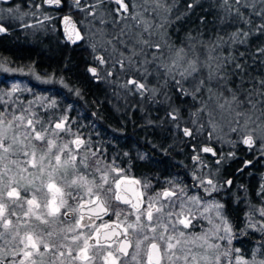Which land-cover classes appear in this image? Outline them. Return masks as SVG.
Instances as JSON below:
<instances>
[{"label": "rangeland", "instance_id": "1", "mask_svg": "<svg viewBox=\"0 0 264 264\" xmlns=\"http://www.w3.org/2000/svg\"><path fill=\"white\" fill-rule=\"evenodd\" d=\"M85 2L87 3V5L83 8V15L80 21L81 23L79 25L80 27L75 23V21L70 20L71 16L68 14L61 15L60 19H68L67 21L62 23V26L65 34L69 37V39L77 41L85 38L87 42H90L92 45L96 46L93 55L98 52L103 54L105 63L100 64L98 61L100 67L99 74L107 79H110V81L114 83L113 85L116 86L115 89L120 93L129 91L128 89L121 87V85L126 84L129 80H137L138 83L146 84L148 88L158 87L159 84H162L163 78L161 77L158 80L157 73L154 71L157 64L160 63L159 60L153 63H149L145 66L147 68V72L149 73L146 76L142 70H136L139 65L129 67L126 63L125 70H122L121 65L117 63L115 65V68L113 69L112 61L113 59H121V50H123L124 56L130 55L133 47L137 51L140 50L141 46L136 43L138 34L142 35L144 39H151L153 43H160L162 45L163 51L162 59L167 60L170 53L167 46L165 45L164 39H162V30L157 29L155 26L157 24H160L162 22L161 17L165 15L168 16V13L160 10V14L157 15L152 11L154 5L145 4L144 0H123V3L127 5L128 9L127 11H124L120 7V5L116 3V0H114V2L118 5V14L116 15V20L112 22L111 26L108 25V27L103 28L100 26V24L103 25V21L101 12L98 10V6L100 4L99 0H90L89 3L85 0ZM249 4H255V7L258 11L261 8V5L255 3V0H250ZM146 8L148 9V11H145ZM13 11L15 12V14L12 15V17L15 18V20H19L25 24H28L29 27L34 31L42 29H53L54 23L52 19L54 17L47 13L44 14L41 5H39V7L33 5L29 9H21L16 6L13 8ZM137 13H140V15L137 16L136 20H133L132 17ZM137 20L142 22L137 25ZM145 24L152 25L150 31L153 32V35L151 37H149V33L147 31H144ZM122 30L123 34L121 35ZM77 34L79 35V38ZM117 37H119V39H116ZM120 40L127 41V47L121 44L119 42ZM108 41H112V43L109 44ZM167 42L169 44H173L169 40H167ZM213 43L214 42H208L205 43V45L210 46ZM113 45H115L117 49V51L115 52L113 51ZM175 46L180 47L177 45ZM225 46L229 45L226 44ZM197 49L199 50V48ZM230 50L231 47H227V49H225L224 51L222 48H220L217 51V55L227 56L225 54L229 53ZM144 51L146 53V58L151 61L152 52L155 51V48H145ZM199 51H201L203 54V49ZM144 58L145 56H138L134 59L143 60ZM0 62H4V66L8 68H21L7 64L1 57ZM24 69L25 73H27L28 68ZM0 70L4 71L3 69ZM109 71L112 72V75H108ZM4 72L16 73L20 76L25 75L24 73L18 71ZM34 73L35 74H27L29 79H31V82H27V79H23V77H21V79H16L14 81H6L7 83L5 87H3L2 85L0 86V90L5 93L11 91L13 84H17L19 86V90L13 93L11 97H3V100L7 101L8 107V112L5 114L4 118L5 124H7L8 120H12L13 115L17 117L24 115L23 123H21V121L19 120H14L12 127L8 129L9 139H11L14 135H17L19 142L14 145V149L17 151V156H12L11 160H6L0 163V172L4 170V164H7L8 169H10V171H8L4 176L3 183L0 184V188L3 187V184L11 183V186L15 187L17 191L21 193V199L18 203L22 204L24 210L26 211L30 207L26 203V201L28 199H31L34 194L37 197L38 202H41L40 198L43 195L47 194L50 198V194H48L46 187V184L49 182V174H52L54 176V182L58 186L64 187L66 181L71 182V180L75 179L78 174H84V172L87 171L88 173H91V175L87 176V180L95 181L96 183L88 184L80 190V195L82 196V198H88L91 195L101 193L109 203H112L113 201L116 202L117 200L115 199V193L117 189L115 187V180L113 179V177H117V172L111 170V166H117V163L111 160L115 156H98L94 151L95 149L93 145L92 147L89 146V143L85 141V138H83L82 135L76 133L77 130L70 125L71 122L69 120H67L65 123L67 124V127L68 129H70V131L55 129V124L57 122H60L63 117L68 115V106L57 104V99L47 96L48 89H45L44 87L42 88L40 86H33V83L44 85L46 83H44L43 81L48 80L49 78H51L52 80L51 83L58 82L59 84H63L64 86L65 83H61V80L55 78L52 74H44L35 71ZM36 75L40 76L39 80L36 78ZM185 87H189V85L186 84ZM128 88H132V91L136 92V97L140 100H148L150 102V106H159L160 111L158 118H161L162 120V115H165L164 118L166 117V119L168 120L171 119L170 121L172 123V126L177 130L179 129L180 131H184L186 127L190 130L193 129L192 119L194 117L190 116V113L196 112L201 106V102L207 100L206 93L198 95L196 99L197 103L195 104V106H193L186 115H183V111L180 110L178 104L175 103L172 99V92L174 91L171 88L162 89L156 94L155 98H152L151 94L148 92H145V94L141 96L140 93L137 92L132 85H128ZM228 89L230 88L227 87V85H225L223 89H221V87L215 85L214 82V91L219 92L223 90L225 96H230ZM38 90L41 92L36 93V91ZM31 96L32 98H30ZM121 96L125 97V95ZM27 97L29 99H27ZM189 97L191 100H193L191 96ZM246 98L247 96L244 99H242V97H239L240 100L245 101L243 107L240 110L249 113L254 121H256L257 123H261V120H257V117L260 116V112L258 113L257 109L260 106V102H262L259 95L252 98V102L257 105L256 109L251 108L250 104L246 102ZM30 101L32 102L31 104H29ZM52 101L56 102L54 108L48 106ZM2 109L3 105L0 104V110ZM173 109H176V115L178 117L175 121L172 119L171 115H169ZM154 111L156 112L155 109ZM147 113H149V111H147ZM28 119H32L34 123L39 120L43 122L45 128L54 130L52 134L48 135V138L52 139L55 144V147L52 150L53 153H58V150L60 148H63V146L66 144L69 146L67 149H65L64 153H59L62 156V161L64 159H68L67 152L71 151L73 154H77V160L86 159L87 169L85 170L81 165L80 171L79 173H77L76 170L68 168L67 175H65V169L62 167L58 170H55V156L48 153V144L44 141H37L31 138L25 139L27 135L26 125ZM49 121H51V123H49ZM216 122L215 132L212 131V128L210 126H206L203 132H200L198 134L195 132L193 133L201 136V138L206 141L210 142L211 140H213V142L217 145L219 153L217 161H213V164L207 162L205 163L203 159L195 162L194 168L198 171L197 175H199V177L193 178L192 176V179L196 180V183H194L193 180L189 184L167 182L164 187L162 186L161 188L156 189V187H154L152 184H145L138 180L146 197L144 206H142L143 208H140L139 211H131L130 213H126L124 210L121 211L123 214L129 215L131 222H129L128 224L137 223L136 216L141 215L142 213L143 215H141V222L149 224L146 218V213L149 210V204H156L157 202L161 203L159 205L157 204L158 208L162 209L161 212L158 213L156 212V210H151L153 212V220L150 222V226L155 227L156 231L153 233L145 229V232L150 239L149 241H145L144 245H142L143 249L147 248V245L151 242V238L155 236L157 238V242L161 244V250L163 252V249L166 248V244L159 241V234L164 231L161 223L168 225L169 231L165 232V237H167L168 235H172L174 239L171 241V243L175 244L176 247L170 250L167 255L163 256L161 264H217V257L220 258V264H235L237 257H240L244 261H247L249 262V264H251V262L253 261L254 253L256 264H259L260 260H264V247L253 248L249 257H243L240 252V248L236 247L233 243L237 239L243 237L244 234L242 232L236 234L233 231L230 222L224 214V211L223 215L231 227V241L229 242L228 239H219L220 236L225 235L223 231L224 225L221 223V220L217 215V210L214 207L213 202L215 201L220 205H222V203L219 201V199H217L215 194H212L216 191H212L211 194L206 193V189H211V186L207 183V181L211 180L218 191L221 189V182H219L220 166L235 155V144L237 142L242 143V138L247 135V131L233 132L231 129L236 127L234 119L232 123H229L228 118L221 119L218 115L216 117ZM201 123L207 125L206 116L201 121ZM240 123L241 125L244 124L243 117L241 118ZM186 124L188 126H185ZM16 125L20 126L17 128ZM35 126L39 128L40 124L36 123ZM262 128H264V124H262ZM28 131H30V129ZM56 132L59 133V136L55 135ZM210 134L212 136L211 139H209ZM260 135H264V132H261ZM77 138L83 141V143H81L79 147H77L75 143H72ZM231 142L236 143L233 144ZM93 143L94 145H96L95 140L93 141ZM260 144L261 141L256 140L254 147L251 150L249 148H246V150L252 151L255 155H261L259 152ZM25 151L29 153V156L27 158L23 156V152ZM33 152L36 153L37 160H39L41 156L45 157L43 161V174H41L38 169L32 168L30 165L28 166L27 170L23 169V165L21 162L25 159L31 158V154ZM93 152L96 153L95 156L92 155ZM221 157H223V160H221ZM12 160H15L16 163H12ZM49 161H51V165L49 164ZM97 168H99L100 171H97ZM105 172H107L108 179L111 183L105 184L103 188H100L98 185L104 183V181L101 180V176ZM119 175L120 177H123V179L133 177L123 170L120 171ZM37 177H40V179H37ZM260 179L261 184H264V167L263 171L260 174ZM201 180L204 181V184L202 185L200 184ZM42 181L45 186L41 188L40 192H36L35 189L41 187ZM145 185H147V187H145ZM88 187L92 188L91 195L87 193ZM109 187H112V192H108ZM25 188H29L30 191L25 192ZM8 190L9 189L7 188L4 189L5 201L8 200ZM72 191H75V189H72ZM165 192H171L174 193V195L171 197H166L164 199L162 198V194ZM193 196L199 197V202L191 200V197ZM149 198H152L151 201L149 200ZM173 201L175 202L174 205L172 203ZM241 202L244 205V212L241 220L242 229L256 231L259 228L260 223H264V221H261L258 211H256V209L260 208L262 205L259 206L257 204H254L247 198H243ZM119 209L120 207L115 206V212H117V210ZM13 210L16 211L17 216L20 217V220L19 223H15L10 227L9 231L5 233L4 239H0V256H3V264H13V262L14 264H19V260L23 258L21 249L24 248V245L19 243L20 237H25V233L27 232L32 233L34 239L41 237L42 235L41 233H38V231H43L45 224H49V222L42 223L40 220L35 219V216H24L23 212H21L20 208L16 204L10 205L6 212V215ZM168 212H172L174 214L169 217L167 215ZM175 213H182V215L179 217L180 219H191L192 225H190L189 228L185 229L182 224H177V230L173 231L171 228V224L175 223L177 220V216L175 215ZM17 216H12L11 219L15 222L17 221ZM193 217H195V219H193ZM250 223H252L254 226H248ZM121 224L124 225V229L127 228L128 224H125L124 222H121ZM217 225L220 226L219 231H217ZM17 228L20 230V237H16V239H13ZM128 230L132 231L133 237V249L131 251V257L129 260L131 262H134L132 261V254L136 252L135 243L137 234L134 233L132 229ZM2 231L4 230L0 228V232ZM180 231H183L185 235L180 236ZM196 237L202 238L196 239ZM177 240H179V243H177ZM25 243H27L26 238ZM210 244L218 245V247H209ZM41 245L43 244H40L39 246ZM235 249H239V252H235ZM226 252H230V254L228 256H225L224 253ZM168 256H171L172 259L169 260L167 258ZM193 256L195 257V259H193ZM185 257H187V259H185ZM25 264H32V259H26Z\"/></svg>", "mask_w": 264, "mask_h": 264}, {"label": "trees", "instance_id": "2", "mask_svg": "<svg viewBox=\"0 0 264 264\" xmlns=\"http://www.w3.org/2000/svg\"><path fill=\"white\" fill-rule=\"evenodd\" d=\"M86 1L89 3L90 0ZM38 2L44 14L47 13L54 17L52 19L53 29L34 31L28 24L15 20L12 17L15 14L14 11L11 13L8 11L9 9L13 10L16 6L21 9H29ZM99 2L98 10L101 12L103 21V25L100 24V26L106 28L116 20L118 5L114 0H99ZM190 2L191 0H177L173 11L168 13L172 23L166 26L167 40L177 46H181L183 42L185 47L190 43H195L197 48L202 50V45L215 42L218 36L228 41L231 34L237 29L250 31L252 34L247 37L246 43H231V45L229 43L227 44L229 46H223L222 49L224 51L227 47H231L230 52L225 55L228 56L231 53L237 57L234 63L226 66L230 73L226 83L227 87L236 91L242 99L248 96L249 92H253L252 98L256 97L255 93L260 90L259 82L264 79V56L258 52V48L264 47V35L256 32L255 29L264 21L253 14L250 4L248 8L242 7L241 11L252 23L242 24L238 17L234 14H228L220 6L221 0H197V6L191 11H187L186 6ZM249 2L250 0H248ZM79 3L80 6L77 7L74 0H61L59 6L49 7L43 3V0H0V25L7 29L5 33H0V57L11 66L32 67L35 72L52 74L55 78L62 80L66 86L58 82L44 85L33 83V86L48 89V97L57 99L59 105L68 106L67 120L77 130L76 133L82 135L92 147L95 139L94 125L91 122V119L95 118L94 103L109 101L116 103L145 102L147 111H149L148 117L151 118H158L159 110L156 106L158 115H155L154 107L150 106V102L137 98L135 91L118 92L110 79L99 74V63L95 58H103V54L98 52L93 55V45L87 42L85 38L73 41L65 34L60 16L63 14L70 15V20L75 21L79 26L83 8L87 5L85 0H79ZM255 9L258 11L256 7ZM178 15L181 17L180 19H177ZM188 36L194 40L189 41L186 39ZM241 53L244 55L241 56ZM235 63L241 64L244 71L236 69V74L232 75ZM90 65L96 67V76L88 71ZM21 77L27 79V82H31L27 74L20 76L16 73H6L0 70V86L5 87L6 81H14L21 79ZM260 91L264 92V90ZM37 92L41 91L38 90ZM121 95H125V97ZM259 97L262 102H260L257 110L261 114L264 112V96L259 95ZM27 99L29 98L27 97ZM172 99L183 111V115H186L197 103V100L194 102L189 96H181L175 91L172 92ZM102 110L103 113L107 111L103 108ZM101 115L105 118L108 116L106 114ZM162 116L163 120L160 123L153 121L151 125H147L146 140L149 145H156L158 140H161L163 145L167 146L165 154L161 156H149L147 154L138 156L132 152L129 156H115L111 160L115 161L118 168L124 172L145 184H152L156 189L164 187L167 182L188 184L193 180L196 183V180L192 179V176L193 178L199 177L198 171L194 168L195 162L203 159L205 163L213 164L214 161L210 156L202 154L199 151V146L202 143L213 145L217 152L215 158H217L219 156L217 145L213 140L206 141L196 134H193L192 137L185 136L184 131L179 129L177 130L175 145L173 139L170 138V131L167 132L165 129L171 127V123H165L166 117L164 118L165 115ZM165 132L168 138L160 139ZM114 144L123 145L121 141H115ZM148 147L147 150H149ZM234 151L235 155L220 166L219 182H221L220 190L222 193L219 190L212 194H215L222 203L224 214L233 231L236 234L239 232L244 234L233 244L240 248L243 257H249L253 248L264 245V232L258 229L256 231L242 229L241 220L244 205L241 201L243 198H247L259 206L264 204V201H261L257 195L261 185L260 174L264 167V156L255 155L252 151L246 150L240 142L235 144ZM193 156L198 157V159L193 160ZM246 161H252V163L245 167ZM241 169L243 171H240ZM227 180L232 181L229 187L226 186Z\"/></svg>", "mask_w": 264, "mask_h": 264}, {"label": "snow or ice", "instance_id": "3", "mask_svg": "<svg viewBox=\"0 0 264 264\" xmlns=\"http://www.w3.org/2000/svg\"><path fill=\"white\" fill-rule=\"evenodd\" d=\"M177 0H144L145 4H151L154 5L152 8V11L155 12L157 15L160 14V10H162L165 13H171L175 7ZM43 3L48 4H55L56 6H59L61 3V0H43ZM74 3L77 7L80 6L79 0H74ZM116 3L120 5V7L127 11V5L123 3V0H116ZM255 3H258L261 5V8L259 11H256L255 4H252L251 7L253 9V14L259 16L262 21H264V0H255ZM197 6V0H191L190 3L187 4L186 10L191 11L194 7ZM220 6L225 9V11L228 14H234L236 17L239 18L240 22L242 24H251L252 21L250 19H247L244 15V13L241 11V8H248L249 3L248 0H221ZM36 7H39L38 5ZM234 10V11H233ZM10 13L13 11L12 9L8 10ZM145 11H148L146 8ZM140 13H137L132 17L133 20L137 19V16H139ZM181 17L178 15L177 19H180ZM162 22L160 24H157L155 27L157 29H161L162 33V39L165 41V45L168 48V51L170 55L168 56L167 60L162 59L163 57V51H162V45L160 43H153L151 39H144L142 35L138 34L136 43L139 44L140 50L137 51L134 47L131 50V54L128 56H124L123 50L120 51V60L113 59L112 61V68H115V65L119 63L121 65L122 70H125V64L129 67L139 65V67L136 68L137 71H143L145 76L149 74L147 72V68L145 67L149 63H153L156 61H160V63L157 64L154 71L157 73L158 80L162 77L163 83L159 84L158 87L148 88L146 84L144 83H138L137 80H129L126 84L121 85V87H124L131 91V88H128V85H132L133 88L136 89L137 92L140 93L141 96L145 94V92H148L151 94L152 98H155L156 94L160 92L162 89L171 88L173 91L177 92L181 96H191L193 101L195 102L197 99V96L201 93L207 94V100H204L201 102V106L196 112L190 113V116L194 117L192 119L193 129L185 128L184 129V135L192 137L193 133H200L205 130L206 126H210L212 128V131L215 132L216 130V117L219 115L221 119L228 118L229 123L233 122V119L235 121L236 127L232 128L231 130L233 132H244L247 131V135L242 138V143L247 145L248 148L251 150L256 140H260V148L259 152L261 156H264V135H260L261 132H264V128H262V124H264V120L261 118L264 117V112H261L260 116L257 117V120H261V123H257L252 119V116L249 113H246L244 111H241L240 109L243 107L245 101H242L238 98L237 92L228 89V92L230 93V96H225L223 90L216 92L214 91V82L215 85L220 86L221 89L226 85L228 76L230 73L227 71L226 66L229 64L234 63L237 60V57L234 55H231V53L228 56H222L217 55L218 49L222 48L226 44L229 43H246L247 37L251 35L252 33L250 31H243L242 29H237L236 32L232 33L229 37L228 41H225L221 37H217L216 41L212 45H202L203 47V54L201 51L197 49V46L195 43H190L187 47L183 45V42L181 43L180 47H176L173 44H169L167 42V31L166 26L170 25L172 21L169 19L167 15L161 17ZM142 21L137 20V25H139ZM152 25L145 24L144 31H147L149 33V37L153 35V32L150 31ZM7 29L0 25V33H5ZM256 32H259L261 35H264V22H262L259 26L255 29ZM123 34V30L121 31V35ZM78 35V34H77ZM79 38V35H78ZM258 38V37H257ZM116 39H119L117 37ZM189 41H193L194 38L191 36L186 37ZM121 44H123L125 47H127V41L120 40ZM109 44L112 43V41H108ZM93 50L95 51V45L92 46ZM145 48L151 49L155 48V51L152 52V60L149 61L146 58V53L144 51ZM113 51H117L115 45H113ZM258 52L261 56H264V47L258 48ZM241 56L244 54L241 53ZM138 56H145L143 60H136L135 57ZM96 60L99 61L100 64H104L105 60L101 57H96ZM0 69H3L4 71L8 72H21L24 74H35L34 69L32 67L28 68L27 73H25L24 68H18V69H12L4 66V62H0ZM236 69H239L240 71H244V68L241 64L235 63V67L232 70V75L236 74ZM89 72L93 74V76H96L97 69L95 67H90L88 69ZM108 75H112V72L109 71ZM36 78L39 80L40 76L36 75ZM44 83H51L52 80L49 78L48 80H44ZM63 83V81H60ZM188 84L189 87H185V85ZM260 90H264V79L260 80L259 82ZM66 86V85H65ZM241 87V86H238ZM19 90V86L17 84L12 85V89L10 92H3L0 90V104L3 105V109L0 110V163L6 160H11L12 156H17V151L14 149V145H16L19 140L18 136L14 135L11 139H9L8 136V129L12 127L14 120H19L21 123L24 121V115L21 116H15L13 115L12 120H8L7 124H5V114L8 112L7 107V101L3 100L4 96L11 97L13 93L17 92ZM260 90H257L255 93L256 95L264 96V92H261ZM77 94H79L77 92ZM253 92H249L248 96L246 98V102L250 104L252 109H256L257 105L252 102ZM32 102L30 101L29 104ZM55 101H52L48 106L49 107H55ZM234 114V115H233ZM171 115L172 119L175 121L178 117L176 115V109H173L172 112L169 114ZM207 117V125L204 123H201V121L204 119V117ZM244 118V124L241 125L240 121L241 118ZM67 117H63L60 122H57L55 124V129H61L65 131H70L68 129L67 124L65 123L67 121ZM36 123L40 124V127L37 128L35 125ZM51 123V121H49ZM198 125V126H197ZM20 125H16L18 128ZM30 129V131H28ZM26 131L27 135L25 139H35L37 141H44L48 144V153L53 154L55 156V170H58L59 168L65 169V175H67V169L72 168L79 173L80 166L82 165L83 168L87 169V163L86 159H80L77 160V154H73L71 151L67 152L68 159H64L62 161V156L59 153H64L65 149H67L69 146L66 144L63 146V148H60L58 150V153H53V148L55 147L54 141L52 139L48 138L49 134H52L54 132L53 129L45 128L43 122L37 120L35 123L32 119H28L27 125H26ZM34 134V135H33ZM55 135L59 136V133L56 132ZM212 136L210 134L209 139H211ZM72 143H75L77 147L83 141H81L79 138H77ZM235 144L236 142H231ZM203 152H213V149L210 147H204ZM93 156L96 155L95 152L92 153ZM213 155L215 153L213 152ZM234 155V154H233ZM24 157H28V152H23ZM45 157L41 156L39 160L36 158V153L33 152L31 154V158L25 159L22 161L23 169L27 170L28 166L30 165L32 168H36L39 170L41 174L44 173V161ZM194 160H197L198 157H193ZM221 160H223V157H221ZM12 163H16L15 160L11 161ZM252 161H246L245 167L250 165ZM49 164L51 165V161H49ZM111 170L117 172V177H113L115 180V187L117 189L115 194V199L117 201H121V196L119 194V187L121 183V179L123 177H120V170L118 166H111ZM10 171L8 169L7 164H4V170L0 172V184L3 183V178L7 174V172ZM97 171H100L99 168H97ZM240 171H243L241 169ZM91 175V173H88L87 171L84 172V174H78L77 177L71 182H65L64 187L58 186L54 182V176L52 174H49V182L46 184L47 192L50 194L49 196L43 195L40 198L41 202L37 201V197L35 194L31 199H28L26 203L30 206L26 211L23 208L22 204H19L18 202L21 199V193L17 191L15 187L11 186V183L3 184V187L0 188V228H2L4 231L0 232V239H4L5 233H7L11 226H13L15 223H19L20 217L17 216V213L15 210L8 213L6 215V212L10 205L16 204L21 212H23L24 216H35V219L40 220L42 223H48V218H52L53 220L58 219L60 216H64L67 219H71V216L67 210L61 211V209H67L68 208V199L73 200H81L82 196L80 195V190L83 189L88 184H95V181H89L87 180V176ZM37 179H40V177H37ZM101 180L104 181V183L99 184L98 186L100 188H103L105 184H110L111 182L108 179V174L105 172L101 176ZM207 183L211 186V189H206V193L211 194L212 191H218V189L215 187L213 182L211 180H208ZM227 184L231 185L232 181L229 180L226 182ZM200 184H204V181L201 180ZM44 183L42 181L41 187L36 188V192H40L41 188L44 187ZM147 187V185H145ZM9 189L7 191V197L8 200H4V189ZM72 189H75V191H72ZM25 192L30 191L29 188L24 189ZM112 187L108 188V192H112ZM87 193L89 195L92 194V188H87ZM98 195V194H97ZM164 195L166 197H171L174 195V193L171 192H165ZM258 197L261 201H264V184L260 185V190L257 193ZM152 198H149L151 201ZM199 197L193 196L191 197V200L195 202H199ZM122 202L128 203L127 200H123ZM174 205V201L172 202ZM101 205H104V201H100ZM214 207L217 210V215L221 220V223L224 225L223 231L225 233L224 236H220L219 239H228L229 242L231 241V227L226 220V218L223 215V205L218 204L217 202H213ZM99 206V205H98ZM152 203L149 204V210L146 213V218L149 224H145L141 222V215L136 216L137 223L133 224L130 223L127 225V228L124 230V239L120 241V247L118 251L123 254V256L127 257L129 255L127 251L128 245L131 243L128 240V229H132L134 233L137 234L136 238V252L132 254V261L135 262V264H161V260L163 256L167 255V253L174 249L176 247L175 244L171 243V241L174 239L172 235H168L165 237V232H168V225L161 223V226L164 228V231L159 234V241L164 242L166 244V248L163 249V252L161 251V244L157 243V238L153 236L151 238V243L147 245L146 250L142 248V245H144L145 241H149V236L146 234L145 229H147L149 232H155L156 228L150 226V222L153 220V212L151 211ZM136 205H133V208H135ZM102 211H106V205L101 208ZM75 209H72V212H75ZM161 208H156V212H161ZM259 213V217L261 218V221H264V204L258 209H256ZM174 213L168 212L167 215L171 217ZM117 217H119V213H116ZM177 216V220L175 223L171 224V228L173 231L177 230V224H182L185 229L189 228L190 225H192L191 219H180L179 217L182 215V213H175ZM12 216H17V221H13L11 219ZM96 219H100L101 217L99 214L96 215ZM195 219V217H193ZM83 222V226L85 228L92 229L93 219L92 217H89L85 219L84 216H80V218L76 221L77 226H79ZM259 223V222H257ZM248 226L252 227L254 226L252 223H250ZM104 227H107V225H104ZM217 231H219L220 226L217 225ZM259 231L264 232V223H260V226L258 228ZM94 231L99 233V228H96ZM53 235L52 232H48V236L51 237ZM117 236H119V233H116ZM180 236H184L185 233L183 231L179 232ZM16 237H20V230L17 228L13 239H16ZM25 238L27 240V243H25ZM90 238V236H89ZM202 237H196V239H201ZM74 239L78 240L79 236L74 237ZM19 243L24 245V248L21 249L23 253V258L19 260V264H25L26 259H31L34 255V252L32 250H35L36 255H44V253L40 252L39 245L43 244L44 251H49L50 247L53 249H57V245L53 243L52 245H49L46 241L43 240L42 237H38L34 239L33 234L30 232L25 233V237H20ZM84 247L80 249V255L77 258H82L84 260L88 259L87 256V250L90 247H93V245H90L88 243V239L84 240ZM177 243H179V240H177ZM96 244L100 245V240H96ZM62 247V245L60 246ZM103 245H101V248ZM110 247V245H109ZM209 247H218V245L210 244ZM261 247H264V245H261ZM25 249H31V250H25ZM232 251V250H230ZM235 252H239V249H235ZM230 252L224 253L225 256H228ZM6 255V253H5ZM60 255H63V252L60 253ZM144 256L146 259H141V257ZM169 260L172 259L171 256L167 257ZM119 257H115L112 252H108L107 257H105L104 264H117V260ZM187 259V257H185ZM193 259L195 257L193 256ZM217 264H220V258L217 257ZM0 264H3V256H0ZM14 264V262H13ZM32 264H36L35 260H32ZM235 264H249V262L244 261L242 258L237 257V260L235 261ZM251 264H256V258L255 253L253 255V261ZM259 264H264V260H260Z\"/></svg>", "mask_w": 264, "mask_h": 264}, {"label": "flooded vegetation", "instance_id": "4", "mask_svg": "<svg viewBox=\"0 0 264 264\" xmlns=\"http://www.w3.org/2000/svg\"><path fill=\"white\" fill-rule=\"evenodd\" d=\"M44 4L49 7H56L54 4ZM37 5H40L39 2L35 4V6ZM94 106L95 118H92L91 122L94 125V140L96 143V145L93 143V147L98 156H129L132 152L138 156L145 154L149 156H161L167 152V146L163 145L161 140H158L156 145H149L147 143V125H151L153 121H155L154 123L158 121L160 123L161 121V118L148 117L149 114L147 113V104L143 102L116 103L114 101H109L106 103L96 102L94 103ZM156 106L157 105L154 107L155 110L157 108ZM102 108L107 109V111H104L103 113ZM158 110L160 111L159 106ZM101 114H106L108 116L105 118ZM154 114L156 115L157 111L156 113L154 112ZM165 120V123H171V119ZM114 126L118 128H115ZM165 129L167 132L168 130L170 131V138L173 139L174 144L176 145L177 129L172 126V123L171 127H166ZM164 137L168 138L166 132L160 139H163ZM115 141H121L123 145H115ZM147 146H149V150L146 149ZM211 158L214 159V161H217V158ZM191 182L192 181H190V183ZM226 186L229 187V184ZM119 193L123 199L128 201V203H124L122 201H113L112 203H109L101 193H97L98 195H91L88 198H82L81 200H73L69 198L68 208L61 209V211L63 212L67 210L71 219H67L64 216H60L56 220L48 218L49 224H45L43 231H38V233H41V237H43L44 241L48 242L49 245L55 243L57 245V249L50 247L49 251L45 252L43 245H41L39 246L40 252L44 253V255H36L34 250V255L31 259L35 260L36 264H104L105 257H107L108 252H112L115 257H119L117 264H135L129 260L133 249L132 231L128 230V238L131 242V246L128 250L129 255L125 257L118 251V242L121 237H124L125 230L124 225H122L121 222H124L125 224L131 222L129 215L123 214L121 211L124 210L126 213L139 211L140 208H143L142 206H144L146 197L143 193L141 184L134 176L128 179H121ZM220 193H222L221 190ZM162 198H166L164 193L162 194ZM99 199L100 201H104L103 206L106 205V211L99 213L101 218L96 219L95 217L97 214L95 212L98 211L100 207H93V205L96 204ZM136 202L138 204L135 208H133V205H135ZM157 204L159 205L161 203H153L151 208L152 211H155L156 208H158ZM115 206L120 207L117 212H115ZM72 209H75L76 211L72 212ZM116 213H119V217H117ZM80 216H84L85 219L92 217L94 222L91 230L89 228H85L83 226V222L77 226L76 221L80 218ZM112 224H115L120 228V236H113L111 238H106L104 236V238L101 239L100 236L102 231L109 228ZM104 225H107V227H104ZM96 228H99V233L94 231ZM48 232H52L53 235L49 237ZM76 236H79L78 240L74 239ZM85 239H88V243L93 245V247H90L87 250V260L77 258L80 255V249L84 247L83 242ZM97 239L100 240V245L96 244ZM61 245L62 247H60ZM101 245H103L102 248ZM61 252H63V255H60ZM142 259H146V257L142 256Z\"/></svg>", "mask_w": 264, "mask_h": 264}, {"label": "water", "instance_id": "5", "mask_svg": "<svg viewBox=\"0 0 264 264\" xmlns=\"http://www.w3.org/2000/svg\"><path fill=\"white\" fill-rule=\"evenodd\" d=\"M55 5V4H54ZM56 6V5H55ZM68 19L67 18H63L62 20H61V23H64L65 21H67ZM90 67H95V66H93V65H90L89 66V68ZM96 68V67H95ZM91 73V72H90ZM92 74V73H91ZM93 75V74H92ZM243 144V143H242ZM243 146L245 147V148H248V146L247 145H245V144H243ZM204 147H210V148H212L213 149V152L215 153V155H216V150H215V148H214V146L213 145H209V144H206V143H202L200 146H199V151L201 152V153H204V154H208L210 157H215V155H213V152H203V148ZM131 183V182H130ZM132 184V183H131ZM120 194V193H119ZM122 198V197H121ZM123 200H125V199H121V201H123ZM138 203L136 202L135 203V205H137ZM99 205V207H100V209L98 210V211H96L95 213L96 214H99V213H102V212H104V211H102L101 210V208L102 207H104L103 205H101L100 204V199H99V201L98 202H96V204H94L93 205V207H97ZM116 233H119V236H120V228L118 227V226H116L115 224H112L109 228H107V229H105V230H103L102 231V233H101V236H100V238L102 239V238H104V236L106 237V238H111V237H113V236H117L116 235ZM119 236H117V237H119ZM124 239V237H121L120 238V240H119V242H118V249H119V247H120V241L121 240H123ZM128 240L130 241V239L128 238ZM130 246H131V243L128 245V247H127V251L129 250V248H130Z\"/></svg>", "mask_w": 264, "mask_h": 264}]
</instances>
